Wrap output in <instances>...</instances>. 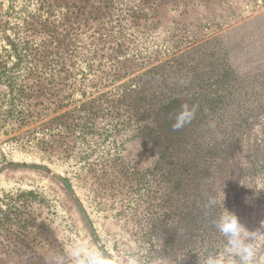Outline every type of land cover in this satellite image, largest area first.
Returning <instances> with one entry per match:
<instances>
[{"label": "rangeland", "instance_id": "374dc122", "mask_svg": "<svg viewBox=\"0 0 264 264\" xmlns=\"http://www.w3.org/2000/svg\"><path fill=\"white\" fill-rule=\"evenodd\" d=\"M201 45L224 64L231 113L214 189L264 264V0H0V264H46L74 242L120 264L223 251L224 237L148 242L159 220L186 229L137 136L143 116L120 101L150 67ZM122 166L147 177L127 180Z\"/></svg>", "mask_w": 264, "mask_h": 264}, {"label": "trees", "instance_id": "16d2710c", "mask_svg": "<svg viewBox=\"0 0 264 264\" xmlns=\"http://www.w3.org/2000/svg\"><path fill=\"white\" fill-rule=\"evenodd\" d=\"M205 48L201 45L150 67L120 96V101H128L133 112L143 116L144 121L138 118L137 136L156 158L155 168L160 170L161 180L171 183L176 194L173 214L186 232H161L158 229H162L163 220H159L158 225L151 226L155 232L146 235L148 242L161 241L168 250H175L185 238L188 245L196 237H214L217 241L223 238L214 226L224 211L214 184L217 172L228 159L226 147L231 140L220 126L231 113L222 90L227 78L221 68L224 64H219ZM197 52L203 55L197 57ZM184 104L194 109V117L174 130L175 116ZM122 169L127 180L133 181L138 175L147 177V172L135 167ZM210 197L217 198L218 203L206 207Z\"/></svg>", "mask_w": 264, "mask_h": 264}, {"label": "clouds", "instance_id": "9594fccd", "mask_svg": "<svg viewBox=\"0 0 264 264\" xmlns=\"http://www.w3.org/2000/svg\"><path fill=\"white\" fill-rule=\"evenodd\" d=\"M194 114V109H189L187 104L182 105L181 110L175 116L173 129L179 130L185 124L190 123ZM217 203V198L210 197L206 207H213ZM224 208L225 211L214 221L215 228L226 241L223 251L209 255L200 264H233V261L234 264H257V250L251 243L250 231L240 222L235 213L225 206ZM181 259L177 258L178 264ZM46 264H120V260L115 256L105 254L96 246L74 242L60 253H50L46 257ZM127 264H137L136 258L129 256Z\"/></svg>", "mask_w": 264, "mask_h": 264}, {"label": "water", "instance_id": "95a60500", "mask_svg": "<svg viewBox=\"0 0 264 264\" xmlns=\"http://www.w3.org/2000/svg\"><path fill=\"white\" fill-rule=\"evenodd\" d=\"M48 172H49L52 176L59 177V175H58L57 173H55L54 171L49 170Z\"/></svg>", "mask_w": 264, "mask_h": 264}]
</instances>
